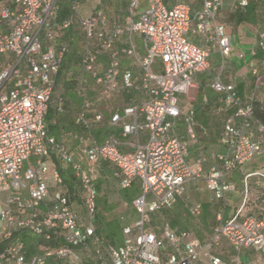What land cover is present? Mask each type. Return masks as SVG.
Masks as SVG:
<instances>
[{
  "label": "built area",
  "instance_id": "built-area-1",
  "mask_svg": "<svg viewBox=\"0 0 264 264\" xmlns=\"http://www.w3.org/2000/svg\"><path fill=\"white\" fill-rule=\"evenodd\" d=\"M82 1L70 0L69 12L61 19L60 0H0V54L13 57V63L0 68V242L21 229L47 240L64 238L60 246L47 248L30 260L26 259L24 241L17 238L0 253V264H45L50 257L78 260V250L90 244L95 245L98 264H199L201 252L207 264H264V206L262 216L245 211L250 178L258 177L264 192V170L246 174L243 204L231 218L214 227L205 244L189 230L177 231L168 223L159 233L150 226L154 212L173 207L186 192V184L202 177L203 160L188 161V142L177 135L174 124L185 118L190 135L196 137L194 111L184 113L179 95L190 91L196 73L209 71L213 51L225 57L232 44L231 35L217 20L223 0H198L200 7L194 11L193 1L177 0L169 7L165 0H146L143 12H138L140 0H129L126 9L113 19L102 9L84 16ZM236 1L242 7L248 4V0ZM75 29L84 42L76 85L82 103L76 121L87 134L83 138L66 131L62 137L84 143L81 159L88 163L114 164L122 189L140 182L141 192L132 201L138 218L123 226L124 239L119 246L97 235L99 192L89 169L46 127L57 76ZM189 32L201 36L202 43L191 41ZM135 35L141 37L144 52L136 45ZM123 36L126 46L119 49ZM258 47L264 52V32ZM250 55L256 57L257 50L251 49ZM123 57L132 60L137 75L132 67L123 66ZM261 66L262 71L251 62L256 84L248 99H243L234 85H225L219 78L214 83L223 93L224 110L232 113L223 119L220 142L225 150L217 155L220 165L211 167L205 177L213 200H222L235 189L226 179L229 174L264 155V123L255 118L258 89L264 83V59ZM90 82L105 94L136 91L145 95L111 117L113 124H121L125 136H139L147 130L145 143L124 153L116 143L96 138L92 125L101 122L104 114L96 111L93 118L89 116L94 112ZM139 114L142 122L137 119ZM131 116L135 120L128 121ZM32 155L34 163L30 162ZM54 156L71 167L82 189L84 222L67 193L50 190V186L65 183ZM26 161L29 165L22 174ZM201 211V203L190 207L194 216ZM224 238L237 252L233 262L212 253ZM249 248L260 252L259 260H243L241 254Z\"/></svg>",
  "mask_w": 264,
  "mask_h": 264
},
{
  "label": "crops",
  "instance_id": "crops-1",
  "mask_svg": "<svg viewBox=\"0 0 264 264\" xmlns=\"http://www.w3.org/2000/svg\"><path fill=\"white\" fill-rule=\"evenodd\" d=\"M176 1L177 0H165L169 7ZM180 1H193V11L200 7V1L198 0ZM139 2L138 12H143L147 8L146 0H140ZM128 3L129 0H107V3H104L105 5L100 4L98 6H93V10L90 13H87V0H83L81 13L84 16H89L95 10L102 9L106 12L110 19H113L116 14L126 9ZM217 20L225 26L226 31L231 35V46L226 49L225 57H223L218 51H213L209 56V71L196 73L194 75V84L190 91L187 94L179 95L180 105L184 113L189 112V110L194 111V131L196 133V137L192 138L190 135L185 118L182 117L176 120L174 124V129L177 135L182 140L188 142V161L191 164H194L198 159L203 160V179H205L211 167L220 165L217 155L225 150V147L220 142L223 119L225 116L232 113L231 110H224L225 104L223 101V93L218 92L214 88L216 79L219 78V80L225 85H234L238 94L243 99H248L254 92L256 84V76L252 73L251 62H254L260 71H262L261 62L264 59V52L258 47V43L261 38V33L264 32V0H248V4L244 7L240 6L236 0H223ZM135 36L141 39L139 35ZM188 38L196 44L202 43V37L193 34L192 32L188 33ZM125 46L126 38L123 36L118 44V48L120 49ZM251 49L257 50V55L254 58L250 55ZM242 54L244 56H241ZM122 61L123 66L132 67L135 74H138V70L130 58L123 57ZM5 65H7L6 59L0 58V68ZM263 84L259 86L255 101V118L262 123H264ZM116 96H119L122 99V104L120 106H116V104L112 102V99ZM143 98H145V95L136 91L130 93L119 92L106 95L101 94L98 96L96 102L97 107L94 108V112L89 115L90 118H93L96 111L104 114V119L101 122L93 123L92 125V131L96 138L100 142L108 140L116 143L119 149L124 153L134 151L138 143H145L148 140L147 130L142 131L139 136H125L123 134L121 124L115 125L111 122V117L114 112L117 110H123L127 106L137 104ZM101 104H104V106H100ZM68 112L69 111L66 109L63 114L65 115ZM76 119L74 120L76 125L74 130L68 131H73L80 137L85 138L87 134L86 129L82 125L78 124ZM137 119L142 122L144 118L139 114ZM127 120H135V116L128 117ZM62 133L59 137H57L66 142L69 151L76 159L81 160L87 168L91 165L95 166L96 164L99 177L104 180L101 190L98 191L99 195H101L102 191V196L108 201L110 207H113L116 203H121L123 207L127 208V210L129 209V212H127L129 218L125 219V216L121 217L122 226L133 224L138 218V214L132 206V201L141 192L140 182L136 180L133 183V185L138 186L137 192L131 193V196L128 194L126 196L123 195V190L128 188L122 189L120 187L119 178L114 175L116 170L115 165L108 161H100L95 164H90L85 159H81V157L79 158L78 155H81V148L84 146V143L69 136H65L63 138ZM261 157L263 158L264 155L254 159L246 165L239 167L235 172L226 177L228 182L234 184L235 189L228 191L225 198L222 200L212 199V194L207 188L206 182H204L205 180L203 182L201 181L202 183L199 182L202 178L195 181H189L186 184V192L183 196L179 197V199L184 201L185 195L189 196L190 194H193V196L198 200L196 203H201L202 205L201 213L198 216H194L191 214L189 208V214L194 217V219L190 220L189 224H185L181 223L179 220L183 216L181 215V212L177 210L178 212L174 213V216L176 218L178 217V222L172 224L167 216V213L159 210L152 215L153 225L151 228L159 233L161 231V227L165 223H168L177 231L189 230L194 236L198 237L203 244L207 243L213 233L214 227L220 222L231 218L243 204L245 195L244 178L246 174L252 171L264 170V159L261 160ZM65 165L68 166L67 164ZM65 165L63 167H65ZM250 165H252V167L248 168ZM258 181L259 178L256 176L250 178L245 211L255 214L256 216H262L264 192L261 186L258 185ZM201 184L203 185V188L200 187ZM60 189L70 196L72 205L77 210L79 215H81L82 212L85 213L84 206L81 205L80 200L72 197L74 194L72 195L68 190L66 191L62 187L50 186L51 192L52 190L55 191ZM202 191L206 192V200L201 194ZM127 197H130V199H127ZM216 205H219L218 211L215 210ZM212 217L214 218L213 220L211 219ZM212 253L220 256L227 262H233L237 255L236 250L225 238L219 246L212 249ZM241 256L242 258H247V256H249V259L259 260L261 254L255 248H249L244 250ZM207 263L208 259L205 253L201 252L199 264ZM47 264H49V262Z\"/></svg>",
  "mask_w": 264,
  "mask_h": 264
},
{
  "label": "trees",
  "instance_id": "trees-1",
  "mask_svg": "<svg viewBox=\"0 0 264 264\" xmlns=\"http://www.w3.org/2000/svg\"><path fill=\"white\" fill-rule=\"evenodd\" d=\"M60 9H61L60 18L63 19L64 17L67 16L69 12L68 0H60ZM76 44H77L76 36L74 34V40L71 43V47L68 53L66 54L63 60V63L61 65L60 71L58 73L57 80H56V88L53 93L50 107H49V110L46 116L47 131L50 135H53L56 137L57 136L59 137L63 131L74 130L76 126L74 123V120L78 117V114H77V117L73 119L72 113H73L74 105L71 106L68 103V99H69L68 94H70V92H72V94L76 93V85H77L78 78H79V55H78V50L76 48ZM89 97H90V89H89ZM81 103H82V100L80 98L79 108L75 107L76 109L78 108V113L81 107ZM66 109L69 112L64 115L63 113L64 111H66ZM54 163L56 167L59 169V171L61 172V174L63 175L64 181L69 184L71 191H73L74 190L73 177L67 178L66 176L67 169L62 166L61 162L55 156H54ZM88 169L94 180L95 179L94 172H97L96 164L95 166L91 165L90 167H88ZM102 184H103V179L97 178V182L95 183V185L98 191L101 190ZM127 199H130V197H127ZM103 203L107 205L108 208L111 209L105 197L101 198L99 195L98 206H100ZM181 203H182V200L178 198L176 204L173 207H165L161 209L162 211L167 213V216L169 217L170 222L172 224H175L176 222H178V217L176 218L174 216L175 215L174 213L178 212L177 207H179ZM107 206H106V209H107ZM217 208H219V205H216L215 210H217ZM154 214L155 212L152 215ZM211 219L213 220L214 218L212 217ZM152 225H153V221L151 220L150 226L152 227ZM96 226H97V235L100 238H102L104 241L114 246H119L122 244L123 226H122L121 218L118 221L114 222L113 224H107L105 222V215L103 214L102 211H100V209H98V212L96 214ZM17 238L24 241L27 260H30L31 257L37 253L44 252V250L47 248H56L64 243L63 235H60L57 238H53L51 240H47L41 235L34 234L25 229H21V230L15 231L10 239L3 240L0 242V253L6 248L8 244L15 241ZM51 259L52 257L49 258V261ZM97 261H98L97 259L94 262L87 261L85 264H97Z\"/></svg>",
  "mask_w": 264,
  "mask_h": 264
},
{
  "label": "rangeland",
  "instance_id": "rangeland-1",
  "mask_svg": "<svg viewBox=\"0 0 264 264\" xmlns=\"http://www.w3.org/2000/svg\"><path fill=\"white\" fill-rule=\"evenodd\" d=\"M70 0H68V4H69ZM104 3H107V0H87V13H90L92 10H93V6H98L100 4L102 5H105ZM77 30L75 32V36H76V48L78 50V55L80 53V51L82 50V47H83V35L80 31H78L79 29H75ZM134 41L136 43V45L138 47H140L141 51L144 52V49H143V43H142V40L138 37H134ZM0 58H5L6 61H7V64L9 63H13V57L11 58H7L6 56L4 55H1L0 54ZM102 64H105V61L102 60ZM157 66H158V62H154L153 65H152V68L154 70L157 69ZM101 94L103 95H106L105 93H103L101 91L100 88H98L97 85H95L93 82L90 84V98H91V101L93 103V107L96 108L97 105H96V102H97V97L100 96ZM69 96V99H68V103L73 106L74 105V109H73V113H72V117L73 119H75L77 117V114H78V108H79V102H80V97L78 96L77 92L72 94V92H70V94H68ZM104 101V100H103ZM112 102H114L116 104V106H120L122 104V99L118 96H116L114 99H112ZM100 106H104V104L100 105ZM75 107H78L77 109ZM78 157L80 158L81 155L79 154ZM262 158V157H261ZM264 157L261 159L263 160ZM36 160V157L35 156H31L30 158V162L31 163H34ZM61 162V161H60ZM62 166H64L65 164H63L61 162ZM29 163L26 161L25 164H24V167L22 169V174H24L26 168L28 167ZM90 167V166H89ZM252 165L248 166V168H251ZM67 169V172H66V176L67 178H71L73 177L74 179V184H73V187H74V190L71 191L70 189V186L67 182L64 183V185L62 186V188L64 190H68L72 195L74 194V198H78L80 200V203L81 205H83V192H82V189L78 183V181L75 179L74 177V174H73V171L70 170V168L68 166L65 165V167ZM93 168V167H91ZM94 183L97 182V178H100L99 177V174L98 172H94ZM202 179L199 181L200 183H202L205 179H203V175L201 177ZM202 181V182H201ZM104 182V180H103ZM205 182V181H204ZM201 188H203V185L201 184L200 185ZM102 188V187H101ZM137 189H138V186L137 185H133L131 188H128L126 190H123L122 194L123 195H130L131 196V193H135L137 192ZM54 190H52L53 192ZM201 194L203 195V198L206 200V192L205 191H202ZM2 196V195H1ZM101 198H103L102 196V191H101V195H100ZM184 201H182L181 205H179V207H177V210L181 212V215L183 217H181L179 220L181 221V223H185V224H189L190 220L194 219V217H192L190 214H189V208L190 206H192L193 204H195L196 202H198L197 198H195L193 196V194H190L189 196L185 195L184 196ZM5 199V196L2 197V200ZM106 206L104 203L101 204L99 206V209L100 211L103 212V214L105 215V222L107 224H113L114 222L118 221L122 216H125V219H128V213L129 212L127 210V208L123 207L121 203H116L113 207L108 208L107 206V209H106ZM219 210V208H217V211ZM82 217V222H84V219H85V213L82 212V214L80 215ZM3 227V222L0 220V232H1V229ZM122 236H123V233H122ZM124 239V238H123ZM95 245H92L90 244L88 248H85V249H80L78 250V255H79V259L76 260V259H67V260H63V259H57L55 257H52V259L49 261V258L46 260V263L47 264L49 262V264H85L87 261L88 262H94L98 257H97V254L95 252ZM249 259V256H247V258H243V260H247Z\"/></svg>",
  "mask_w": 264,
  "mask_h": 264
}]
</instances>
